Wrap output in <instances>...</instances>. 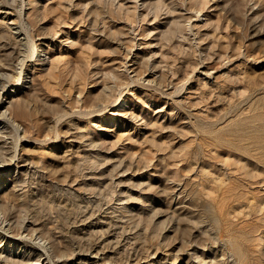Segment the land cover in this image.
Listing matches in <instances>:
<instances>
[{
  "label": "rangeland",
  "instance_id": "1",
  "mask_svg": "<svg viewBox=\"0 0 264 264\" xmlns=\"http://www.w3.org/2000/svg\"><path fill=\"white\" fill-rule=\"evenodd\" d=\"M1 1L0 264H264V0Z\"/></svg>",
  "mask_w": 264,
  "mask_h": 264
},
{
  "label": "bare ground",
  "instance_id": "2",
  "mask_svg": "<svg viewBox=\"0 0 264 264\" xmlns=\"http://www.w3.org/2000/svg\"><path fill=\"white\" fill-rule=\"evenodd\" d=\"M0 15L2 16V20L5 19H11L10 23L17 25V21L13 18V13L11 10L7 9V7L2 3V1L0 0ZM16 16V15H15ZM13 18V20H12ZM16 28V27H15ZM19 33V32H17ZM43 59V58H42ZM44 63V62H43ZM7 77L5 76V74L0 70V84L5 81ZM8 79V78H7ZM10 79V77H9ZM7 83V80H6ZM15 90H9L8 92H6L4 95L7 96L9 100H11L14 96H15ZM17 94V93H16ZM5 99V98H4ZM4 101V100H3ZM9 116V112L8 109L5 107L4 103L0 104V117L6 118ZM2 132V131H1ZM90 256V255H89ZM100 257V256H99ZM90 259H95L97 258L95 254H93L92 256L89 257ZM88 261V260H87ZM89 262H93V261H89ZM98 263V262H97Z\"/></svg>",
  "mask_w": 264,
  "mask_h": 264
}]
</instances>
